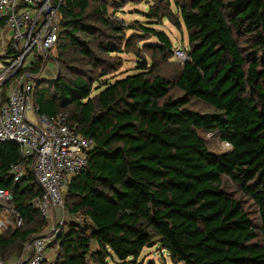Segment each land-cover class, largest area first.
Segmentation results:
<instances>
[{"label": "trees", "instance_id": "16d2710c", "mask_svg": "<svg viewBox=\"0 0 264 264\" xmlns=\"http://www.w3.org/2000/svg\"><path fill=\"white\" fill-rule=\"evenodd\" d=\"M141 1L62 0L59 7L58 57H51L60 74L37 83L32 98L41 115H66L94 147L66 192V210L83 220L69 223L50 246L58 249L53 264H138L154 245L173 264H264V0H160L147 18L178 26V15L190 60L166 76L153 56L151 65L142 58L138 73L106 80L92 96V73L119 72L123 60L115 55L130 45L118 13ZM138 26L157 38L168 62L169 36L139 23L129 29ZM70 54L83 69L67 67ZM174 89L183 94L173 97ZM193 98L214 111L191 109ZM202 133L231 149L211 151ZM20 161L17 146L0 142V189L13 194L23 218L0 235L4 261L22 258L47 227L33 205L42 189L32 172L19 183L8 173ZM231 184L252 201L256 220Z\"/></svg>", "mask_w": 264, "mask_h": 264}, {"label": "built area", "instance_id": "2783aa9c", "mask_svg": "<svg viewBox=\"0 0 264 264\" xmlns=\"http://www.w3.org/2000/svg\"><path fill=\"white\" fill-rule=\"evenodd\" d=\"M61 4L62 0H0V142L18 147L21 161L11 165L8 173L19 183L28 170L32 172L42 189L33 205L47 222V229L26 246L22 258L0 259V264H53L48 249L71 217L66 212L65 190L87 168V153L94 147L92 140L77 134L66 115H41L32 98L59 40ZM188 56L177 50V58L184 63ZM40 63L41 70L33 72ZM225 146L232 147L228 142ZM74 217L83 220L82 215H73L71 222ZM22 225L13 194L0 189V235Z\"/></svg>", "mask_w": 264, "mask_h": 264}, {"label": "rangeland", "instance_id": "374dc122", "mask_svg": "<svg viewBox=\"0 0 264 264\" xmlns=\"http://www.w3.org/2000/svg\"><path fill=\"white\" fill-rule=\"evenodd\" d=\"M160 0H143L137 4H129L127 5L122 12H119L117 17L124 22L126 25L127 31L125 33L127 42L130 44L129 46L124 45L122 50L123 53L119 56L123 60V67L121 70L115 74L108 75L106 77L101 76V71H94L92 73L93 80L97 79L98 81L94 84V91L92 93V96L97 95L102 89H104V83L106 80H110L111 83H114L117 80L124 79L127 76L134 75L138 73V66L139 62L144 61L142 58H146L145 60L148 62L149 65L152 64V56L154 58V62L157 64V71H159L160 74L170 76L172 74H176V68L175 65H182L184 64L183 61L179 60L177 58V50H181V52H184L188 56V34L185 29V27L182 24V21L177 15V19H175L176 22H178V26H175L173 23H171L168 20H161L159 21V24H156L154 20H149L147 18V14L150 13V8L157 5ZM172 11L176 13L175 7L172 6ZM176 16V15H175ZM137 23L146 26V27H152L158 30L164 31L170 38L174 52L169 53L171 55V58L168 60V62H163L162 55L160 53L159 41L157 38L152 37L151 35L144 33L140 27L138 26L136 29H129L130 25L137 26ZM126 43V42H125ZM176 52V53H175ZM138 54V55H137ZM168 54V53H167ZM168 54V55H169ZM51 55L55 57H58V50L55 48ZM53 58V59H54ZM66 58L69 60V64H67V67L70 70H73L74 68H82V65L76 62H72L73 54L67 55ZM189 58V56H188ZM47 60L45 63L44 69H42V75L43 80L46 81H52L54 80L57 75L58 71L60 74V68L54 62V60ZM3 63V60L0 59V65ZM83 69V68H82ZM62 75L65 77H72L71 71L62 70ZM116 76V78H113ZM99 86L101 87L99 89ZM183 94L182 91H179L178 89H174L171 93L173 97H178ZM191 109L202 112V113H210L214 110L204 104L203 102L191 99ZM29 115L33 118L35 122L36 116L34 112H29ZM203 137L206 138L208 143V148L213 152H224L228 150V148L225 146V143L216 135L208 134V133H202ZM228 190L234 194L237 198H241L243 201L244 207L248 210L250 215L253 219H257L256 217V207L253 205L252 201L247 199L246 197H243L239 193V189L236 185L231 184L228 188ZM66 192L65 190V200H66ZM66 212L71 216L67 219V223L65 224L64 229H67L68 222H71V219L73 217L72 214H70L67 210ZM77 216V215H76ZM82 219V218H81ZM74 222H78L77 218L74 217ZM81 222V221H80ZM79 222V223H80ZM50 226V225H49ZM48 226V227H49ZM47 229V228H46ZM42 234V233H41ZM40 234V235H41ZM37 234L36 236H40ZM55 247V248H54ZM51 247L53 249H56V246ZM13 256V255H12ZM9 256L6 261L7 262H13L16 260V257ZM138 264H173L167 255V253L161 249L159 245H154L151 247L144 248L143 252L141 253V256L139 257Z\"/></svg>", "mask_w": 264, "mask_h": 264}, {"label": "crops", "instance_id": "0c3cea01", "mask_svg": "<svg viewBox=\"0 0 264 264\" xmlns=\"http://www.w3.org/2000/svg\"><path fill=\"white\" fill-rule=\"evenodd\" d=\"M48 254H49L50 260L54 262V260L57 258V255H58V249H53L49 247Z\"/></svg>", "mask_w": 264, "mask_h": 264}, {"label": "water", "instance_id": "95a60500", "mask_svg": "<svg viewBox=\"0 0 264 264\" xmlns=\"http://www.w3.org/2000/svg\"><path fill=\"white\" fill-rule=\"evenodd\" d=\"M58 75H59V71H58ZM57 75V76H58ZM55 80V79H54ZM54 80H52V81H54ZM42 81V80H41ZM43 82H50V81H46V80H43ZM14 144V143H13ZM15 146H16V144H14ZM24 264H26V263H24Z\"/></svg>", "mask_w": 264, "mask_h": 264}]
</instances>
